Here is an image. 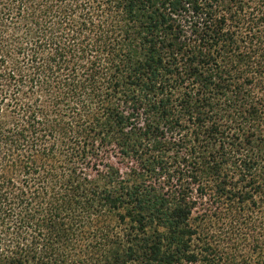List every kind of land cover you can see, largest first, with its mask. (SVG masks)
I'll return each mask as SVG.
<instances>
[{
	"label": "trees",
	"instance_id": "obj_1",
	"mask_svg": "<svg viewBox=\"0 0 264 264\" xmlns=\"http://www.w3.org/2000/svg\"><path fill=\"white\" fill-rule=\"evenodd\" d=\"M0 264H264V0H0Z\"/></svg>",
	"mask_w": 264,
	"mask_h": 264
}]
</instances>
